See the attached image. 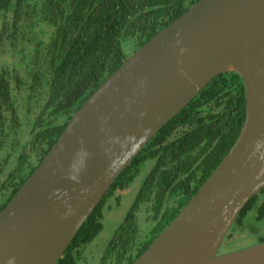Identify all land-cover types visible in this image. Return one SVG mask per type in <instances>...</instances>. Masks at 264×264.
Returning a JSON list of instances; mask_svg holds the SVG:
<instances>
[{"label":"water","instance_id":"obj_1","mask_svg":"<svg viewBox=\"0 0 264 264\" xmlns=\"http://www.w3.org/2000/svg\"><path fill=\"white\" fill-rule=\"evenodd\" d=\"M223 73L243 79L245 123L132 264H264V241L220 253L241 211L264 188V0H199L129 55L0 212V264H57L120 174Z\"/></svg>","mask_w":264,"mask_h":264},{"label":"trees","instance_id":"obj_2","mask_svg":"<svg viewBox=\"0 0 264 264\" xmlns=\"http://www.w3.org/2000/svg\"><path fill=\"white\" fill-rule=\"evenodd\" d=\"M198 1H0V212L75 112L128 57L123 42L132 41L138 50ZM245 118L242 77L216 76L120 174L57 264H79L103 228L109 200L146 171L99 263L132 264L226 156ZM115 202L120 204V195ZM140 212L146 214L143 227ZM251 217L264 221V188L235 225ZM262 241L264 234L256 244Z\"/></svg>","mask_w":264,"mask_h":264},{"label":"rangeland","instance_id":"obj_3","mask_svg":"<svg viewBox=\"0 0 264 264\" xmlns=\"http://www.w3.org/2000/svg\"><path fill=\"white\" fill-rule=\"evenodd\" d=\"M123 48L126 54L129 56L133 54L136 50V44L132 41L126 40L123 42ZM146 171L141 172L131 183V185L123 191H119L116 195H120L121 202L117 206L115 202V196L109 200V206L105 209L103 228L93 242L87 248L86 256L80 260L79 264H99L102 253L109 241L113 237V234L124 219L125 215L129 211L138 191L142 181L144 180ZM144 211V210H143ZM145 212V211H144ZM140 223L142 227L145 224L146 214L143 212L139 213ZM264 221H255L254 218H246L242 226L235 225L231 227L229 234L234 233L229 242L230 245L224 243L221 246L220 253L231 252L240 249H244L253 246L257 242V238L264 231ZM243 227H246L245 229ZM252 230V232H251ZM237 232V233H236ZM228 234V235H229ZM227 235V237H228ZM228 237V238H229ZM229 240V239H228ZM227 242V241H226ZM231 250V251H229Z\"/></svg>","mask_w":264,"mask_h":264},{"label":"flooded vegetation","instance_id":"obj_4","mask_svg":"<svg viewBox=\"0 0 264 264\" xmlns=\"http://www.w3.org/2000/svg\"><path fill=\"white\" fill-rule=\"evenodd\" d=\"M261 234H264V231H261ZM227 235H228V234H227ZM226 238H227V236H226ZM228 239L230 240V239H232V238L229 237Z\"/></svg>","mask_w":264,"mask_h":264}]
</instances>
